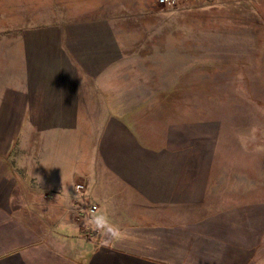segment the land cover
Segmentation results:
<instances>
[{
    "label": "crops",
    "instance_id": "crops-1",
    "mask_svg": "<svg viewBox=\"0 0 264 264\" xmlns=\"http://www.w3.org/2000/svg\"><path fill=\"white\" fill-rule=\"evenodd\" d=\"M55 91L61 102L0 145V264H264V183L231 181L218 135L181 121L153 130L129 121L133 107L94 123L93 136L73 89ZM77 183L122 239H89L71 221Z\"/></svg>",
    "mask_w": 264,
    "mask_h": 264
},
{
    "label": "rangeland",
    "instance_id": "rangeland-1",
    "mask_svg": "<svg viewBox=\"0 0 264 264\" xmlns=\"http://www.w3.org/2000/svg\"><path fill=\"white\" fill-rule=\"evenodd\" d=\"M67 85L90 128L133 107L153 130L196 123L218 135L231 181L264 183V0H0L1 147Z\"/></svg>",
    "mask_w": 264,
    "mask_h": 264
},
{
    "label": "built area",
    "instance_id": "built-area-1",
    "mask_svg": "<svg viewBox=\"0 0 264 264\" xmlns=\"http://www.w3.org/2000/svg\"><path fill=\"white\" fill-rule=\"evenodd\" d=\"M199 0H156V4L161 7L177 8L188 2ZM75 196L71 199L70 206L66 209L72 215L71 221L81 226L85 236L89 239L96 237L100 232L94 231L87 224L89 214L93 210L98 211L97 205L92 201L83 183H77L74 188Z\"/></svg>",
    "mask_w": 264,
    "mask_h": 264
},
{
    "label": "clouds",
    "instance_id": "clouds-1",
    "mask_svg": "<svg viewBox=\"0 0 264 264\" xmlns=\"http://www.w3.org/2000/svg\"><path fill=\"white\" fill-rule=\"evenodd\" d=\"M87 224L92 230L100 232L107 242H116L123 238L122 229L118 225L111 224L107 215L97 210L89 214Z\"/></svg>",
    "mask_w": 264,
    "mask_h": 264
}]
</instances>
